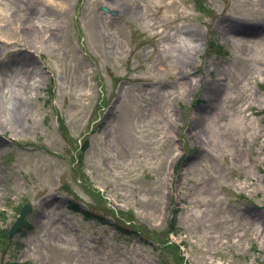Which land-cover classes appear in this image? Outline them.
<instances>
[{
	"label": "rangeland",
	"instance_id": "1",
	"mask_svg": "<svg viewBox=\"0 0 264 264\" xmlns=\"http://www.w3.org/2000/svg\"><path fill=\"white\" fill-rule=\"evenodd\" d=\"M0 264H264V0H0Z\"/></svg>",
	"mask_w": 264,
	"mask_h": 264
},
{
	"label": "water",
	"instance_id": "2",
	"mask_svg": "<svg viewBox=\"0 0 264 264\" xmlns=\"http://www.w3.org/2000/svg\"><path fill=\"white\" fill-rule=\"evenodd\" d=\"M24 213L25 211L23 210L20 214V216L18 217V219L16 220V222L14 223V225L11 227L10 231H9V236L11 237L18 229L23 217H24Z\"/></svg>",
	"mask_w": 264,
	"mask_h": 264
},
{
	"label": "bare ground",
	"instance_id": "3",
	"mask_svg": "<svg viewBox=\"0 0 264 264\" xmlns=\"http://www.w3.org/2000/svg\"><path fill=\"white\" fill-rule=\"evenodd\" d=\"M52 7H54V6H53V5H51V7H49V8H50V10H53V9H54V8H52ZM37 28H39V29H40V28H41V27H40V25H38V26H37ZM195 39H196V38H195ZM16 42H17V41H15V42H13V43H16ZM258 73H260V71H258ZM184 91H186V90H184ZM84 144H85V142H84ZM84 144H83V146H84ZM85 146H86V145H85Z\"/></svg>",
	"mask_w": 264,
	"mask_h": 264
}]
</instances>
